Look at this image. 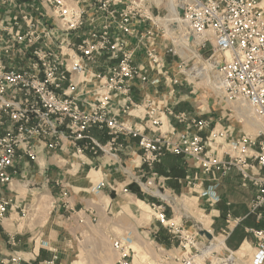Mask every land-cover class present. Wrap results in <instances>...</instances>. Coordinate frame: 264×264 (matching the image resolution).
Returning a JSON list of instances; mask_svg holds the SVG:
<instances>
[{
  "label": "built area",
  "instance_id": "1",
  "mask_svg": "<svg viewBox=\"0 0 264 264\" xmlns=\"http://www.w3.org/2000/svg\"><path fill=\"white\" fill-rule=\"evenodd\" d=\"M0 2L9 13L32 7L21 0ZM47 2L53 4L61 29L43 19L44 14L37 9V20L27 15L21 18L22 12L17 11L12 21L0 28V222L12 208V197L7 191L17 176L18 162H36L35 145L57 153L64 141H70L80 154L96 156L111 152L119 136L137 140L141 164L149 170L165 153H171L191 158L207 174L225 177L236 171L243 183L254 189L249 213L260 219L264 208V15L257 0H172L174 8L182 10L179 19L188 32L200 39V47L209 44L213 54L223 57L218 67L223 98L233 104H246L263 124L256 136L233 140L227 138L226 131L209 129L210 121L200 117L178 114L175 119L185 130L161 133V117L153 108H147L145 118L155 129L146 134L111 113V95H129L134 81L148 79L136 62L134 42L152 35L157 26L144 0H90L92 8L107 16L106 21L81 30L80 40L69 57L63 54L60 43L56 45L55 40L40 31L49 35L60 30L78 31L85 26L84 12L71 8L66 0ZM18 18L29 21L24 22L23 32L16 30ZM137 27L142 28L139 31ZM6 41H11V45ZM148 55L152 63H157L156 55ZM11 57L12 63L4 66L1 59ZM96 60L103 65L100 75L104 81L98 92L93 91V96L100 97L92 99L91 92L76 90L72 78L84 73ZM94 128L106 132L107 143L102 144L91 135ZM151 184L146 183L147 187ZM203 196L211 204L219 200L211 187ZM155 208L157 221L166 224L165 207ZM247 232L255 240L256 260L264 264V231L250 228ZM171 233L182 235L176 227ZM111 248L117 256L115 264H132L128 239H112ZM56 258L42 264H55ZM182 261L193 264V257L192 261ZM22 262L18 255L0 256V264Z\"/></svg>",
  "mask_w": 264,
  "mask_h": 264
},
{
  "label": "crops",
  "instance_id": "2",
  "mask_svg": "<svg viewBox=\"0 0 264 264\" xmlns=\"http://www.w3.org/2000/svg\"><path fill=\"white\" fill-rule=\"evenodd\" d=\"M21 2L31 3L32 7L16 8L9 13L0 2V28L6 27L17 11L22 12L21 18L27 15L37 20V9L44 14L43 19L61 29V20L53 4L47 0ZM66 2L71 8L84 12L85 26L74 32L60 30L56 35H49L45 30L40 33L47 34L56 45L60 43L63 54L69 57L80 40V31L103 24L107 16L92 8L90 0ZM257 2L264 6V0ZM21 18H18L16 30L23 32L26 30L24 22L29 21L23 22ZM134 42L136 62L148 79L134 81L129 95H111V113L146 134L155 129L145 118L147 108H153L161 117V133L185 130L175 119L178 114L205 118L216 131L222 130L228 119L227 106L214 105L204 100V96H194L190 82L168 79L165 59L158 55L161 59L156 64L148 55L156 53L159 45L153 33ZM6 44L11 45V41ZM10 60L13 61V57ZM102 66L97 60L93 61L84 73L73 76L76 90L91 92L89 97L98 99L100 95L93 96V91L98 92L104 81L100 75ZM91 135L102 144L108 142L109 137L103 130L94 128ZM35 150L37 161L20 160L17 176L7 191L12 197V208L0 222V256L18 255L22 264H42L53 256L57 257L55 264H106V259L114 264L116 254L110 247V239L122 238L129 240L135 258L138 251L141 254L149 252L151 238L166 248L171 245L172 228H182L183 232L190 230L188 221L183 220L186 217L177 213L179 208L175 209L171 203L182 198L192 205L193 194L197 207L203 204L206 208L199 210L207 212L208 227L222 238L229 250L241 249L246 243L251 245L254 254L255 240L247 232L251 225L244 220L251 216L255 223L259 222L263 209L260 219L249 213L254 189L243 183L236 171L225 177L207 174L191 158L171 153H165L152 170H147L141 164L137 140L129 136H119L111 152H100L96 156L80 154L70 141H64L57 153L40 144L35 145ZM146 180L152 182L150 192L143 184ZM209 187L215 190L219 198L217 203L211 204L203 196ZM158 205L165 207L168 218L165 225L156 219ZM178 259L181 261V257ZM139 264H149V260L146 258ZM160 264L167 263L160 260Z\"/></svg>",
  "mask_w": 264,
  "mask_h": 264
},
{
  "label": "rangeland",
  "instance_id": "3",
  "mask_svg": "<svg viewBox=\"0 0 264 264\" xmlns=\"http://www.w3.org/2000/svg\"><path fill=\"white\" fill-rule=\"evenodd\" d=\"M144 1L153 15L152 21L155 22L157 25L154 28L155 31L153 32V37L154 40L158 42L160 45V46L158 45L157 49L155 48L156 53L155 52H151V53L152 55H156L157 57L158 55L159 56L161 55V57L165 59L164 65L166 69L169 70L168 73L169 76L166 75V77H168V79L171 80L176 79V81L190 82L192 84L194 96H204L205 97L204 100H209L214 105L221 104V106H224L225 108L227 106L228 110L225 112H227L228 114L227 115L228 119L227 120L224 119L225 124L223 125L222 130L226 131L227 138L229 140L237 139L245 135L251 137L256 136L258 130H254V128L251 125H247L242 120V118L237 113V109H236L237 104L227 102L223 98L221 88L216 89L214 86L210 85L209 82H207L208 80L206 78H197V77L194 78L185 73L189 71L191 67L195 68L197 61L195 59H191L188 62H185V60L176 50L174 43L176 39L174 37L178 38L183 34H187L188 33L187 27L185 26L182 27L181 29H176L174 31V37L171 36L168 33L167 27H165L162 22L163 19L166 18V16L168 15V9L166 8V6L164 4L155 5L153 0H144ZM258 7L261 14L264 15V6L261 3H259ZM17 21L19 22L20 20ZM184 51L188 52V54L190 53L187 49H184ZM212 51L213 50L211 49V46L209 44H206L204 48L200 47V45L196 47V52L198 54V57L202 61H209L212 58L218 56L217 54H213ZM3 59H6L7 62L5 63ZM3 59H1L2 62L4 63L3 65L8 67V64L11 60L7 58H3ZM160 59L161 58L159 57L158 61H160ZM211 74L213 75L212 76L213 79L215 77H218V80H220L218 75V69L212 70ZM258 123L260 125V128H262L263 124L260 122ZM209 129H214V126L210 125ZM154 165L152 166V169ZM147 170L149 169L147 168ZM147 181L148 180H146L143 184H146ZM246 185L248 184L246 183ZM145 188L148 192H150L151 190H149V188L152 187L146 186ZM192 196H194V198H192V205L190 203L183 201L182 198H176L175 202L171 203V205L175 207V209L179 208V210H176L177 213L180 212L186 217L183 220L188 221L186 224L190 226V230H186L183 232L182 231L183 229L180 228L179 230H181L184 234L183 233L182 235L180 233L172 234L173 237L170 236V239L172 240L171 245H169V247L166 248L159 246L160 244L157 245L156 241L152 240L151 238L150 242L152 243V247L151 246L149 247V252L147 254H141L139 251L136 252V257L133 258L132 256L131 258L132 264H139L140 261L142 260L144 261V259L146 258L149 260V264H160V260H164V262H166L167 264H174V263L183 264L182 261L183 259L186 260L191 259L192 261V257H193V264H263L258 260H256L255 255L251 251L252 248L250 244L245 243V247L243 248V250H240V248L235 251L229 250L225 245L223 249L216 248L209 250V248L212 246V242L205 232L210 233L212 237H216L220 240L222 238L218 236L216 232L212 230V228H209L207 223L206 226L203 225L204 222H208V218L206 217L207 212H202L199 210V208L203 207L204 205L202 204L201 206L197 207V204H195L196 195L193 194ZM180 205H181V209H180ZM203 208L206 209L205 207ZM198 220H201L203 222H200ZM165 221H168L166 215H165ZM112 239H121L122 241H124V239L122 238H112ZM112 239H110V247H111ZM112 251L114 252L113 249ZM238 251H239L238 258L240 260L239 263L235 260V258H233L232 255V253ZM180 257H181V261L178 259ZM105 263L109 264L108 259H106Z\"/></svg>",
  "mask_w": 264,
  "mask_h": 264
},
{
  "label": "bare ground",
  "instance_id": "4",
  "mask_svg": "<svg viewBox=\"0 0 264 264\" xmlns=\"http://www.w3.org/2000/svg\"><path fill=\"white\" fill-rule=\"evenodd\" d=\"M155 5L159 4H164L166 8L168 9V15L166 18L163 19V24L165 27L168 29V33L174 37V31L176 29H181L182 27H185L184 22H182L177 14V10L174 8V4L172 0H153ZM179 35V34H178ZM176 40L174 41L176 50L178 53L182 56V58L185 60V62H188L191 59H195L196 62V67L195 68H190L189 71L185 72L187 75L194 77V78H206L209 82L210 85L214 86L216 89H219L220 86V80H218V77H215L213 79V75L211 74L212 70L218 69V67L223 63V57L221 56H216L215 58H212L209 61H202L196 52V47L200 45V39L192 35L191 33L183 34L179 36L178 38L174 37ZM191 39V41H190ZM157 49V48H156ZM184 49H187L190 53L185 52ZM177 53V54H178ZM228 59V57L226 56ZM185 75V74H184ZM237 113L238 115L242 118V120L247 124L251 125L254 130H258L260 128V125L257 121V119L253 116L252 110L250 109L249 106L246 104H237L236 106ZM186 207V206H185ZM200 222H203L201 220H198ZM207 222H204L203 225L206 226ZM210 234V233H209ZM212 246L209 248L210 249H223L224 244L223 241L216 238V237H210ZM244 248V247H243ZM241 248L240 250H243ZM238 252L232 253L233 258L239 263V256ZM223 262V261H221Z\"/></svg>",
  "mask_w": 264,
  "mask_h": 264
},
{
  "label": "trees",
  "instance_id": "5",
  "mask_svg": "<svg viewBox=\"0 0 264 264\" xmlns=\"http://www.w3.org/2000/svg\"><path fill=\"white\" fill-rule=\"evenodd\" d=\"M262 218L260 219L259 222L255 223L254 221V217L248 216L244 221H246V224L251 225V228L254 229H259V230H263L264 231V208H262ZM256 217V216H255Z\"/></svg>",
  "mask_w": 264,
  "mask_h": 264
},
{
  "label": "water",
  "instance_id": "6",
  "mask_svg": "<svg viewBox=\"0 0 264 264\" xmlns=\"http://www.w3.org/2000/svg\"><path fill=\"white\" fill-rule=\"evenodd\" d=\"M177 14H178V17H182V10L180 8H177ZM205 233L209 238L211 237V235L208 232H205Z\"/></svg>",
  "mask_w": 264,
  "mask_h": 264
}]
</instances>
